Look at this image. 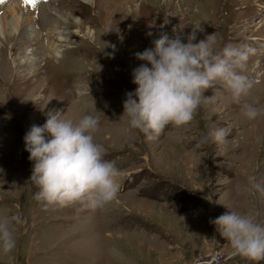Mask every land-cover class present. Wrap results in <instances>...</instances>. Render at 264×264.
I'll use <instances>...</instances> for the list:
<instances>
[{"label": "rangeland", "instance_id": "374dc122", "mask_svg": "<svg viewBox=\"0 0 264 264\" xmlns=\"http://www.w3.org/2000/svg\"><path fill=\"white\" fill-rule=\"evenodd\" d=\"M46 2L83 27L77 35V27L57 20L50 39L64 50L57 61L45 59L50 47L43 46L48 36L41 20L39 40L7 26L0 65L14 77L18 52V60L32 65L21 82L0 75V217L20 213L26 221L15 227L16 248L10 258L0 253V264H254L233 256L209 221L230 210L253 211L264 224V197L247 192L251 180L264 185V115L248 120L241 105L219 96L207 100L215 96L208 89L189 126H169L147 141L123 117V104L138 88L134 70L146 63L136 54L154 47L161 33L178 34L187 44L195 27L194 43L215 34V51L226 45L254 50L244 71L253 87L242 102L264 108V0ZM56 110L74 123L84 115L99 120L94 140L121 173L118 195L102 212L81 205L43 211L33 199L37 189L24 137ZM218 128L229 129L224 145L210 140L196 147Z\"/></svg>", "mask_w": 264, "mask_h": 264}, {"label": "clouds", "instance_id": "9594fccd", "mask_svg": "<svg viewBox=\"0 0 264 264\" xmlns=\"http://www.w3.org/2000/svg\"><path fill=\"white\" fill-rule=\"evenodd\" d=\"M196 30L194 27L187 44L178 34L170 38L161 33L153 40L154 47L136 54L146 63L133 72L138 88L126 93L123 117L127 116L130 127L147 141L158 139L169 126H189L202 100L207 99L204 93L208 89H214L215 96L207 100L219 96L241 105V115L248 120L264 115V108L242 102L253 87L244 71L254 50L246 45H226L215 51V34L194 43ZM64 115L62 110L48 112L46 122L32 125L24 137L33 162L30 181L37 189L33 199L43 211L81 205L91 213L102 212L118 195L120 170L104 159L105 149L94 140L98 118L84 115L74 123ZM229 134L228 128H218L202 137L196 147L210 140L224 145ZM247 192L264 197V185L251 180ZM206 199L212 202L211 196ZM25 222L20 213L0 217V253L4 256L11 257L16 248L15 227ZM209 222L227 241L233 256L254 264L264 261V224L258 222L256 213L230 210Z\"/></svg>", "mask_w": 264, "mask_h": 264}, {"label": "bare ground", "instance_id": "6f19581e", "mask_svg": "<svg viewBox=\"0 0 264 264\" xmlns=\"http://www.w3.org/2000/svg\"><path fill=\"white\" fill-rule=\"evenodd\" d=\"M47 0H0V35L5 36V44L0 45V58L1 53L2 55L6 52L5 45L7 44V39L9 36H7L6 29L8 24H12V27L15 31V33H20L23 31L25 37L31 40H39L44 36H48L47 40L43 42V46H49L50 52L46 55L45 59L50 58L51 56H55L56 60L63 59V51L59 50L60 47L54 46L51 44V40L53 36H51L53 30L52 27H54L55 30L58 28L57 20L63 21L64 23H67L68 25H72L74 27L78 28L77 35L80 31V29L83 27L82 21L77 20L73 15L69 13H62L60 11H57L56 9H53L51 5H49ZM10 19V21H9ZM41 20V25H44L47 29L45 32L46 35L43 36V30L38 28L37 23ZM26 29V30H25ZM44 29V30H45ZM35 34V36H33ZM56 34V33H55ZM86 34V33H85ZM58 39L66 43V45H70L69 43L72 42L70 40H66L61 36V33L57 34ZM89 38L91 36L89 35V32L87 34ZM30 42L22 43L23 45L29 44ZM5 51V52H4ZM26 50L24 53L26 54ZM18 59L21 57V52H18ZM62 54V55H61ZM17 58V57H16ZM13 60V69L15 70V76L13 77L11 72H8V67L1 66V74L8 78V76H11V78H16L18 82H21L22 78L25 76L26 70L31 67L32 64H26L28 63L25 60ZM31 71V70H30ZM36 76V75H35ZM24 80V79H23ZM262 96V95H261Z\"/></svg>", "mask_w": 264, "mask_h": 264}]
</instances>
